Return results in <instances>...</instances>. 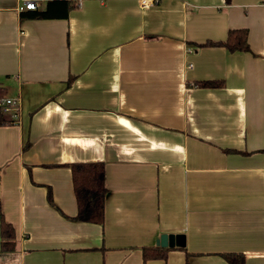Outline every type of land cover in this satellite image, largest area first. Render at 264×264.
Returning <instances> with one entry per match:
<instances>
[{
    "label": "crops",
    "instance_id": "crops-1",
    "mask_svg": "<svg viewBox=\"0 0 264 264\" xmlns=\"http://www.w3.org/2000/svg\"><path fill=\"white\" fill-rule=\"evenodd\" d=\"M71 1L22 20L24 0H0V85L19 99L0 264H264V0ZM230 29L248 50L200 46ZM76 162L104 164L102 224L74 218ZM163 233L184 244L143 262Z\"/></svg>",
    "mask_w": 264,
    "mask_h": 264
},
{
    "label": "trees",
    "instance_id": "trees-1",
    "mask_svg": "<svg viewBox=\"0 0 264 264\" xmlns=\"http://www.w3.org/2000/svg\"><path fill=\"white\" fill-rule=\"evenodd\" d=\"M76 7L71 0H47L42 9L20 11V19H44L66 18L69 11ZM200 46H222L229 51L248 50L246 29H230L224 41H206ZM69 80L67 84H69ZM221 81L205 80L197 81L201 87H217ZM7 95L6 89L0 85V99ZM16 120L4 111L0 106V126L15 123ZM74 195L77 204L75 219L102 224L104 221V200L107 192L105 186L104 164L102 162H76L70 164ZM51 200V197L49 195ZM0 250L10 251L14 248V230L10 223L6 222L0 207ZM142 250L143 262L150 259H163L166 256V247L159 245L144 246ZM228 264H245V256L242 253H220Z\"/></svg>",
    "mask_w": 264,
    "mask_h": 264
},
{
    "label": "built area",
    "instance_id": "built-area-1",
    "mask_svg": "<svg viewBox=\"0 0 264 264\" xmlns=\"http://www.w3.org/2000/svg\"><path fill=\"white\" fill-rule=\"evenodd\" d=\"M38 3L36 0H24L23 9H36ZM0 106L8 112L15 120L18 119L19 99L17 97H3L0 99Z\"/></svg>",
    "mask_w": 264,
    "mask_h": 264
},
{
    "label": "water",
    "instance_id": "water-1",
    "mask_svg": "<svg viewBox=\"0 0 264 264\" xmlns=\"http://www.w3.org/2000/svg\"><path fill=\"white\" fill-rule=\"evenodd\" d=\"M184 239L181 235L163 233L156 241V245L161 247H173L175 245H183Z\"/></svg>",
    "mask_w": 264,
    "mask_h": 264
}]
</instances>
